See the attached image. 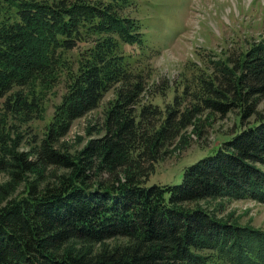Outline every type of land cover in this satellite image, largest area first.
<instances>
[{
	"label": "trees",
	"instance_id": "16d2710c",
	"mask_svg": "<svg viewBox=\"0 0 264 264\" xmlns=\"http://www.w3.org/2000/svg\"><path fill=\"white\" fill-rule=\"evenodd\" d=\"M132 1L0 0V264H264V230L203 204L264 203V39L154 84L123 51L146 37ZM61 83L43 136L20 151V127L45 118ZM110 93L85 146L67 150L74 122ZM230 113L238 128L179 185L149 183L189 127Z\"/></svg>",
	"mask_w": 264,
	"mask_h": 264
},
{
	"label": "rangeland",
	"instance_id": "374dc122",
	"mask_svg": "<svg viewBox=\"0 0 264 264\" xmlns=\"http://www.w3.org/2000/svg\"><path fill=\"white\" fill-rule=\"evenodd\" d=\"M133 17L140 20L145 32V42L137 46H123L126 54H133L142 60L141 67L152 68V81L160 84L163 80L171 86L183 84V80L194 79L204 63L218 57L226 58L233 52H240L249 43L264 39V0H134L132 1ZM0 11V18H1ZM72 59H75L73 53ZM215 56H217L215 58ZM183 78V79H182ZM182 82V83H181ZM153 84V83H152ZM181 87V86H177ZM64 93L59 84L46 97L47 111L45 118L35 120L29 125L20 127L25 137L20 151L27 152L32 146L27 141L42 137L47 124L55 112ZM173 97L172 90L168 100ZM110 93L101 106L87 116L74 122L70 133L62 140L67 150L74 152L85 146L89 128L103 120L104 109ZM161 96L155 101L162 102ZM2 105L0 103V114ZM259 110L264 112V98ZM206 117V116H205ZM204 118V117H202ZM239 126L236 113L221 118L215 116L205 119L195 127L192 125L185 132L186 147L174 150L161 160L150 184H173L182 182L185 169L205 156L212 154L224 139L231 136ZM179 143V140H178ZM53 169L47 175L53 173ZM32 179V175H27ZM10 180L8 174L0 173V187ZM24 184L19 187L18 195ZM219 218H229L244 226L264 230V203L249 199L211 200L203 202Z\"/></svg>",
	"mask_w": 264,
	"mask_h": 264
}]
</instances>
